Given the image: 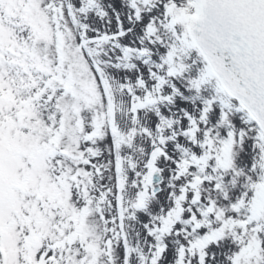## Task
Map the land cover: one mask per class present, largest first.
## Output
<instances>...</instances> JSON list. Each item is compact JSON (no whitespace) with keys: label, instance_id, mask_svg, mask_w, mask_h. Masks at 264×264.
Returning a JSON list of instances; mask_svg holds the SVG:
<instances>
[{"label":"snow or ice","instance_id":"obj_1","mask_svg":"<svg viewBox=\"0 0 264 264\" xmlns=\"http://www.w3.org/2000/svg\"><path fill=\"white\" fill-rule=\"evenodd\" d=\"M0 264H264V0H0Z\"/></svg>","mask_w":264,"mask_h":264}]
</instances>
